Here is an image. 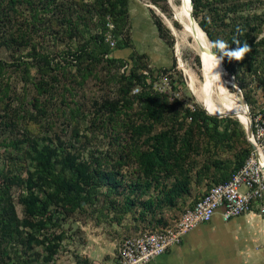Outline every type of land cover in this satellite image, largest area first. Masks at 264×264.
<instances>
[{
	"label": "rangeland",
	"instance_id": "obj_1",
	"mask_svg": "<svg viewBox=\"0 0 264 264\" xmlns=\"http://www.w3.org/2000/svg\"><path fill=\"white\" fill-rule=\"evenodd\" d=\"M174 2L181 5V0ZM208 2L198 19L204 18L209 29L215 31V42L205 33L211 48L219 44L229 51L228 43L222 42L224 26L215 27L211 23L212 19L219 20L211 6H217L222 14V4ZM238 3L244 15L253 12L257 15L259 37L264 36V0ZM100 12L97 0H0V42L17 35L28 37L30 44L52 55L60 64L58 75L47 79L51 84L38 95L39 71L35 68L23 73L20 68L7 67L0 75L1 264H115L122 238L175 224L185 208L211 183L235 170L241 154L253 150L246 132L242 135L233 129L229 140L214 143L196 130L190 147L177 157L171 156L170 169H160L143 178L138 166L146 144L131 135L130 126L137 122H123L122 113L118 112L123 108L121 74L125 65L117 66L105 59L94 64L84 59L66 61L61 51L79 47L104 22L105 39L111 40L112 48L108 57H120L130 64L141 54L140 60L148 64L144 69L149 74L147 80L153 79L154 86L165 90L170 100L178 98L187 105L196 103L204 107L191 87L192 76L201 79L200 58L191 47L190 36L178 46L182 26L168 0H127V24L118 38L111 31L112 16L106 14L102 20ZM166 18L171 20L174 30L166 24ZM118 39L123 41L121 46L115 45ZM28 50L1 46L0 59L7 62L26 59ZM261 52L257 71L246 77L245 87L240 88L227 71L226 77L220 76L246 109L245 99L251 123L264 112V80L256 79L264 76V46ZM163 66L168 70L161 71ZM32 99L37 105L32 104ZM217 116L222 122L226 117L237 118ZM133 118L132 113L126 116L127 121ZM184 130L186 122L179 133ZM252 131L254 141L263 144L264 132L253 126ZM27 137L40 145L53 146L59 157L67 154L90 170L99 168L121 181L112 189V183L105 179L96 189L94 203L83 202L74 209L61 200L53 187L45 186L42 194L49 197L48 210L54 224L47 229L52 233L44 238L33 227L32 220L25 217L18 200L24 192L20 179L25 178L33 165L25 153ZM14 140L18 148L10 145ZM213 159H219L220 165L216 168L211 165L205 175L198 174L202 164ZM14 160L22 166L16 180L12 178ZM184 172L188 175V189L168 201L165 192L182 179ZM127 195L133 200L132 209L117 222L122 198ZM262 206L229 221L196 225L175 252L150 264H264V201ZM198 236L201 238L197 239ZM47 243L54 249L52 255L47 253Z\"/></svg>",
	"mask_w": 264,
	"mask_h": 264
},
{
	"label": "trees",
	"instance_id": "obj_2",
	"mask_svg": "<svg viewBox=\"0 0 264 264\" xmlns=\"http://www.w3.org/2000/svg\"><path fill=\"white\" fill-rule=\"evenodd\" d=\"M208 1L192 0V14L208 38L215 42V31L209 29L204 18L198 19L203 6L209 5ZM213 1L222 4L223 12L220 14L217 6H211V9L219 17L218 21L212 19L211 23L215 27L224 26L222 42L226 41L230 46L229 51L219 44L212 46V50L221 57L224 66L223 69L219 57L214 55L219 75L226 77L225 72L227 71L234 76L240 88L245 87L246 77L257 71L262 54L261 49L264 46V36L259 37L260 28L256 21L257 15L254 12L245 15L241 13L239 0ZM97 3L101 7L100 17L102 20L106 14L112 16L114 28L111 31L113 37L118 38L119 34L124 31L123 27L127 24V0H97ZM106 29L103 22L101 29L90 35L79 47L67 48L59 54L61 53L60 55L66 61L80 62L84 59L94 64L105 59L117 66L125 65L121 74L123 108L118 112L122 113L123 122H137L130 126L131 135H136L138 139L141 138V142L146 144V149L140 153L138 166L143 178L153 176L160 169H170L173 166L171 156L177 157L190 147L189 141L196 130L207 135L214 143L229 140L232 137L233 129H237L240 134L244 135V124L238 118L226 117L222 122L218 116L207 113L202 106L196 103L187 105L178 98L170 100L165 90L154 86L153 79L147 80L149 74L144 73V69L148 67V64L140 60L141 54L138 55V60L132 59L130 64L120 57H108L107 55L110 54L112 48L109 44L111 40L105 39ZM30 41L31 39L28 37L17 35L0 42V47L14 46L15 49L20 47L29 49L24 55L26 59L17 58V60L8 62L0 59V75L7 67L20 68L23 73H28L31 67L35 68L36 71H39V78L36 81V93L38 95L39 92L46 89V85L51 84L48 80L54 79L55 75H58L56 71L60 64L54 60L52 55L36 48L32 43L30 44ZM122 42L121 39H118L115 45L121 46ZM160 70L167 71L168 68L163 66ZM256 79L258 82L263 81L264 76H258ZM34 99H32V104L37 105L34 103ZM131 113L134 118L127 121L126 116ZM183 122H186V130L180 134ZM24 143H26V157L31 159L33 165L27 170L25 178L20 179L24 183V192L20 193L18 200L25 217L32 220L31 224L37 231L42 232L44 238L52 233H48L47 229L54 224L48 210L49 197L42 194L45 186L53 187L61 196V200L71 209H74L83 202L94 203L97 200L95 197L96 189L99 183L104 182L105 179L112 183V189L117 182L121 181L101 172L99 168L90 170L86 165L76 162L67 154L57 156L54 147L49 144L40 145L29 137ZM10 145L18 148V143L15 140L10 141ZM250 153L251 150L247 149L245 153L241 154L235 170L244 163ZM220 163L219 159H213L211 163H203L197 170L199 171L198 174L205 175L211 165L216 168ZM11 166L14 170L12 178L19 179L22 166L15 160L12 161ZM235 170L211 183L208 188L214 183L228 179ZM186 172L182 173V179H178L165 192L168 201H172L180 191L188 189ZM135 183L140 185L137 181ZM145 183L148 184V182ZM108 191L110 192L111 188ZM132 204L133 200L130 196L127 195L122 198L121 213L117 217V222L121 220L124 213L132 209ZM43 242L45 243V241ZM45 248L48 255L53 254L54 249L49 243L45 244Z\"/></svg>",
	"mask_w": 264,
	"mask_h": 264
},
{
	"label": "built area",
	"instance_id": "obj_3",
	"mask_svg": "<svg viewBox=\"0 0 264 264\" xmlns=\"http://www.w3.org/2000/svg\"><path fill=\"white\" fill-rule=\"evenodd\" d=\"M252 126L264 132V112L255 118ZM254 143L264 153V143ZM263 201L264 170L252 150L228 179L212 184L191 207L183 211L175 224L122 238L115 264H148L169 247L178 244L185 233L200 223L209 222L216 214L227 221L246 214L254 207L263 208Z\"/></svg>",
	"mask_w": 264,
	"mask_h": 264
},
{
	"label": "bare ground",
	"instance_id": "obj_4",
	"mask_svg": "<svg viewBox=\"0 0 264 264\" xmlns=\"http://www.w3.org/2000/svg\"><path fill=\"white\" fill-rule=\"evenodd\" d=\"M172 7L175 19L181 24L182 31L181 43L186 36L192 38L191 47L195 48L200 58V75L198 80L191 77V87L193 93L202 101L204 107L209 112L233 113L245 125L248 124V113L239 98L232 93L224 80L220 77L215 56L209 50V42L205 32L199 26L198 22L190 16V4L188 0H181V5H176L174 0H168ZM168 24L173 30L171 20L166 18ZM179 49V48H178ZM180 63V62H179ZM253 139V138H252ZM254 140V139H253ZM259 160L264 164V153L257 148Z\"/></svg>",
	"mask_w": 264,
	"mask_h": 264
},
{
	"label": "water",
	"instance_id": "obj_5",
	"mask_svg": "<svg viewBox=\"0 0 264 264\" xmlns=\"http://www.w3.org/2000/svg\"><path fill=\"white\" fill-rule=\"evenodd\" d=\"M189 1V4H190V16L192 17V18H194V16H193V14H192V0H188ZM195 19V18H194ZM209 50L211 51V53L213 54V55H215V56H217V57H219V59H220V62H221V65H222V67H223V69H224V66H223V63H222V61H221V57L218 55V54H216L213 50H212V48H211V46H209ZM244 104H245V106H246V109H247V105H246V101H245V99H244ZM205 110H206V108L205 107H203ZM206 112L207 113H209V114H212V115H233L234 116V114L233 113H229V112H223V113H214V112H209L208 110H206ZM247 113H248V109H247ZM249 116V115H248ZM239 120V119H238ZM240 122H241V120H239ZM245 132H246V135H247V138H248V140L251 142V144H252V148H253V150H254V153H255V156L258 158V155H257V147H256V145H255V143H254V140L252 139L253 138V131H252V123H251V120H250V117L248 118V124L247 125H245ZM259 159V158H258ZM260 161V160H259ZM260 163H261V167H262V169L264 170V164L260 161Z\"/></svg>",
	"mask_w": 264,
	"mask_h": 264
},
{
	"label": "crops",
	"instance_id": "obj_6",
	"mask_svg": "<svg viewBox=\"0 0 264 264\" xmlns=\"http://www.w3.org/2000/svg\"><path fill=\"white\" fill-rule=\"evenodd\" d=\"M255 208V207H254ZM251 211H253V209L251 210ZM248 213V212H247ZM218 219V220H217ZM233 219V218H232ZM231 220V219H230ZM218 221H220V222H225V220H223L220 216H219V214H216L209 222H212V223H214V222H218ZM227 221H229V220H227ZM200 224H202V223H200ZM191 231V230H190ZM190 231H188L187 233H185L184 235H183V237H182V239H181V241L178 243V244H175V245H173V246H171V247H169L164 253H162L161 255H159V256H156L155 258H153L148 264H150V263H152V262H155V261H157L158 259H159V257L160 256H162V255H164V254H167V253H169V252H175L178 248H179V246H180V244H182L188 237H189V232ZM197 239L198 238H201V236H198V237H196ZM118 249V248H117Z\"/></svg>",
	"mask_w": 264,
	"mask_h": 264
}]
</instances>
